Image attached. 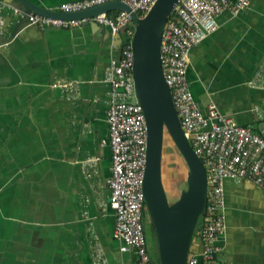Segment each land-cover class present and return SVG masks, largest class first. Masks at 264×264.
Here are the masks:
<instances>
[{
	"label": "crops",
	"instance_id": "1",
	"mask_svg": "<svg viewBox=\"0 0 264 264\" xmlns=\"http://www.w3.org/2000/svg\"><path fill=\"white\" fill-rule=\"evenodd\" d=\"M28 1L54 9L81 0ZM217 23L189 52L192 96L264 138V0H250L236 16L224 11ZM120 40L89 21L27 26L0 45V264H136L114 238L106 205L105 77ZM224 202L218 260L264 264V194L226 180Z\"/></svg>",
	"mask_w": 264,
	"mask_h": 264
},
{
	"label": "built area",
	"instance_id": "2",
	"mask_svg": "<svg viewBox=\"0 0 264 264\" xmlns=\"http://www.w3.org/2000/svg\"><path fill=\"white\" fill-rule=\"evenodd\" d=\"M105 1L65 2L50 9L56 12L80 11ZM139 18H143L156 0H118ZM250 0H179L166 20L160 40V66L169 89L181 130L193 153L200 160L206 180L202 213L195 226L185 264H221L219 240L226 228L224 182L245 181L264 194V138L231 117L221 114L215 105L205 108L195 102L189 88L187 71L189 52L217 27V17L224 11L236 16ZM14 14L20 13L14 11ZM19 16H23L20 14ZM0 16V22H1ZM28 26L70 28L88 21L123 33L128 39L118 59L111 58L105 81L108 83L105 121L107 143L111 150L107 206L114 214L115 239L122 251H132L136 264H154L147 249L143 227L146 214L143 182L147 157V128L133 85L131 39L134 23L129 12L115 11L81 20H61L29 14ZM67 87V84H54ZM103 142V141H102Z\"/></svg>",
	"mask_w": 264,
	"mask_h": 264
},
{
	"label": "water",
	"instance_id": "3",
	"mask_svg": "<svg viewBox=\"0 0 264 264\" xmlns=\"http://www.w3.org/2000/svg\"><path fill=\"white\" fill-rule=\"evenodd\" d=\"M4 1L0 0V45L11 42L28 26L29 14L61 20H81L99 14H110L113 11L129 12L134 23L131 39L133 85L147 128V157L143 182L146 214L155 230L159 264H185L194 229L203 210L206 180L204 168L181 130L160 66L161 35L168 16L179 0H156L143 18L137 17L118 0L105 1L84 10L68 13L38 7L28 0H12L10 3ZM4 7L23 16H17L13 12L10 14ZM30 27L37 29L35 26ZM122 35L117 34L121 45L128 40ZM108 99L107 94V101ZM164 133L168 134L187 166L186 186L171 203L167 200L161 179ZM107 203L108 198L106 205Z\"/></svg>",
	"mask_w": 264,
	"mask_h": 264
},
{
	"label": "rangeland",
	"instance_id": "4",
	"mask_svg": "<svg viewBox=\"0 0 264 264\" xmlns=\"http://www.w3.org/2000/svg\"><path fill=\"white\" fill-rule=\"evenodd\" d=\"M187 166L172 143L167 133H164L162 159H161V179L162 185L169 202L175 201L180 195V187L186 186ZM143 227L147 245L150 249L151 257L155 262L158 260L156 248V236L152 223L145 214L143 217Z\"/></svg>",
	"mask_w": 264,
	"mask_h": 264
},
{
	"label": "trees",
	"instance_id": "5",
	"mask_svg": "<svg viewBox=\"0 0 264 264\" xmlns=\"http://www.w3.org/2000/svg\"><path fill=\"white\" fill-rule=\"evenodd\" d=\"M153 260V259H152ZM153 262H154V264H159V261L157 260V262H155L154 260H153Z\"/></svg>",
	"mask_w": 264,
	"mask_h": 264
}]
</instances>
